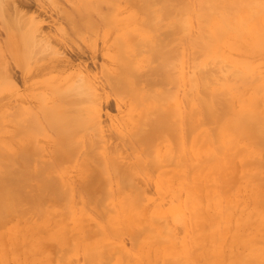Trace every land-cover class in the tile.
<instances>
[{"label":"rangeland","instance_id":"obj_1","mask_svg":"<svg viewBox=\"0 0 264 264\" xmlns=\"http://www.w3.org/2000/svg\"><path fill=\"white\" fill-rule=\"evenodd\" d=\"M5 1L0 185L16 191L0 195V264H264V0ZM80 4L89 22L73 32ZM156 49L172 79L149 85ZM123 61L139 91L111 92ZM80 76L101 89L61 97ZM77 110L86 123L66 140L57 124ZM152 110L184 124L146 152L132 131Z\"/></svg>","mask_w":264,"mask_h":264},{"label":"bare ground","instance_id":"obj_2","mask_svg":"<svg viewBox=\"0 0 264 264\" xmlns=\"http://www.w3.org/2000/svg\"><path fill=\"white\" fill-rule=\"evenodd\" d=\"M3 1H5V0H3ZM3 1L1 0V4L3 3ZM213 1H216V0H213ZM177 2L178 1H176V0H163L162 5L164 8L162 7V10L167 11L169 9V5L171 6L172 4L177 3ZM5 3H7V1H5ZM6 5H5V7H6V10H8L7 11V13H8L9 12L8 8L10 7V5H8V3ZM5 7L3 6L2 8H3V12L7 15L6 11L4 10ZM83 7L84 6L82 4H80L78 6V8H77L78 12L77 13H78L79 17L77 19H76V17H73L71 13L66 14V17L71 22L70 23L68 21L70 23V25L72 26L73 32L74 31L77 32V30H81L80 28H84L85 23L89 22L88 17L83 12L84 11ZM209 9H210V11L219 12L221 14H224L227 11V8H225L224 6L221 7V5H213ZM223 11H225V12H223ZM0 17H2V16H0ZM6 17H8V15ZM177 25L179 27V21H178ZM180 25H182V24L180 23ZM212 26H213L212 30L216 29V26L214 24ZM31 27H33V26L31 25ZM31 27L29 28V30H32ZM36 32H38V31H36ZM23 34H24V32H23ZM29 35L30 36H27V38H29V39H27L25 34H24V37L28 41H30V38L32 37L35 44L37 43V45L43 46L44 42L45 43L47 42L45 44V47H49L48 46L49 45L48 44L49 38H47V37L43 38L42 37L41 40L39 41L38 36L36 37V35H35V31H31L29 33ZM47 39H48V41H47ZM30 42H32V40ZM42 42H43V44H42ZM31 44L33 45V43H31ZM175 51H177V50L173 49V54L175 53ZM34 52H35V50H34ZM153 54H154V57L156 58L155 64L156 63H158V64L154 66L152 63V66L149 67V71L147 74V80H146L147 84H149V85L153 84L156 81V79L160 76V74H162V73L164 74L163 75L164 82L172 79V75L170 76V74H171V72H170V67H171L170 66V64H171L170 53H166L165 50L162 51L160 49H156V50H154ZM8 58L10 59L9 56H8ZM25 58L26 57H20V60H18L17 58H14V59H12V61L14 62L16 67L24 68L23 65H24V62L26 60ZM9 67L10 66H8V68ZM128 74H131L133 76V78H135V80H132L131 82L128 81L127 80ZM137 79H138V74H137V71L135 70V68L130 64V62L126 63L123 61L122 67L120 69H118L117 74L115 76L113 75V78L108 79L107 83L110 87L111 92H113V93H118L120 91L123 92V90H125V89H128L129 92L131 90L139 91L137 86L135 87V83H134ZM100 89L101 88L97 85V83L96 84L90 83V81L87 80L86 77L80 76L77 80L68 81L66 83V85L63 86V88L60 90V96L62 97V95H64V97H72V96H76V95H81L83 93H89L92 90L97 92ZM103 90L105 91L106 89H103ZM158 98L164 99V95L161 94ZM203 101H205V100H203ZM72 102L69 104L72 105L73 104ZM75 104H76V102H75ZM79 110H82V109H79ZM79 110L76 111V114L73 117V119H70L67 124H65L63 126L57 124V126L60 127V129H62V128L66 129V131H62V137L66 138V140L69 137H72L73 131L83 128L84 124L86 123V119H85L86 117H85L84 113L82 111H79ZM152 112L155 115V118H147V117L141 118V124L136 128V130L132 131L133 136L136 138V141H135L136 144L140 147L141 150H145L146 152L152 151L154 149V144L156 142L155 136L157 133L167 134V136H169L170 138L177 139L178 136L180 135V131L178 128L181 127L182 123H183V121H182V123H180V121H178V120L176 122L175 119H176V116L178 115V113H175L173 111L152 110ZM97 114L98 113L94 114V119H93V121H95L96 125H98V123L96 122V120L98 119ZM204 114L207 117L212 116L213 106H211V104L205 103ZM253 122L255 125L260 126V128L264 134V120L254 119ZM194 127L195 126L193 124H189L187 129H193ZM184 130H186V129L183 128L182 133L184 132ZM106 143H109V142H106ZM153 158H154V159H152L153 163H155L156 158L155 157H153ZM23 171L25 172V170H23ZM115 171H116V176L119 177L120 179H124L123 181H127L131 178L132 173L130 171H128L126 168H121V169L119 168V169H116ZM22 175L25 176L24 174H22ZM5 181L3 180L1 185H0V189H2V191L0 190V195H2V196L4 195L6 197V200H8L10 202L11 199H14L13 196H14V192L16 190L10 191V188L8 186H9V183L10 182L12 183L14 180L8 181L7 179H5ZM1 186L4 188H2ZM17 192L19 193V191H17ZM18 193H17V195L19 196ZM21 194L22 193L20 192V195ZM7 197H9L10 199H8ZM3 199H5V198H3ZM165 253H169V251H166ZM86 254L88 255L87 256L88 259L95 260L98 257L99 252L97 249L94 248V249L90 250L89 253L87 252Z\"/></svg>","mask_w":264,"mask_h":264}]
</instances>
